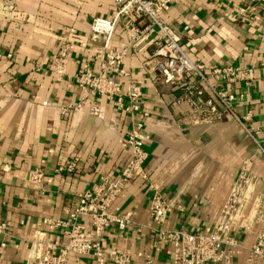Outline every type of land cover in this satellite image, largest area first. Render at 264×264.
<instances>
[{"label": "crops", "instance_id": "1", "mask_svg": "<svg viewBox=\"0 0 264 264\" xmlns=\"http://www.w3.org/2000/svg\"><path fill=\"white\" fill-rule=\"evenodd\" d=\"M115 8L113 0H0V220L8 223L0 235V264H40L49 242H68L62 222L86 191L122 173L131 154L128 133L139 121L148 158L109 205L116 214L131 212L133 222L104 231L102 261L91 252L72 254L66 264H114L115 251L136 263L152 255L153 264H173L170 246L153 245L155 189L172 201L166 228L207 231L246 162L253 180L232 227L239 242L234 262L264 264L249 253L261 226L256 201L264 176V0H177L159 14L193 60L207 69L230 64L247 71L246 79L222 85L242 93L236 110L247 129L230 114L213 123L195 121L192 107L181 100L183 91L155 81L158 57L143 43L130 48L123 63L143 87L139 111L88 96L75 75L98 44L91 40V22ZM63 41L72 51L66 73L59 75L51 63ZM125 42L120 21L112 45ZM31 171H40L41 180L32 181ZM80 220L89 224V212Z\"/></svg>", "mask_w": 264, "mask_h": 264}, {"label": "built area", "instance_id": "2", "mask_svg": "<svg viewBox=\"0 0 264 264\" xmlns=\"http://www.w3.org/2000/svg\"><path fill=\"white\" fill-rule=\"evenodd\" d=\"M116 8L108 17L97 16L90 26L91 40L97 41L94 47V57L86 61L75 75L76 83L87 91L88 96L97 94L105 96L118 109L127 112L139 111L144 97L143 87L133 78L131 71L124 66V59L130 48L140 44L151 45L153 55L158 57L152 69L155 81L168 87H179L183 91L181 100L187 101L194 113L203 116L195 121L213 123L230 114L246 129L236 110V102L242 99V93L230 91L226 86L241 79H246V72L240 67L222 64L207 69L206 66L193 60L184 50L179 41V33L171 30L162 21L159 14L169 8L177 0H113ZM244 11L242 10L241 13ZM124 18V20H123ZM120 21L127 35V42L121 46L112 45L113 35ZM59 53L51 63L53 72L64 75L69 61L72 46L69 41H63ZM85 45L84 43H82ZM166 49V57L160 53ZM128 82L124 83L123 79ZM209 97H205V92ZM98 106L92 110L97 111ZM144 122L139 121L128 133L127 144L131 154L122 173L113 179L104 178L101 185L94 191H86L79 199L78 207L69 212L68 219L62 222L66 228L68 242L57 245L49 242L40 259V264H66L72 254L81 255L93 252L99 260H103L99 238L112 224L125 228L133 222L132 213L124 215L110 211L109 205L123 190L124 185L134 178L142 169L148 158L143 149ZM264 154V147L260 145ZM241 173V178L232 189L214 227L207 231H189L186 229H168L164 225L172 208V201L164 196L162 191L155 189L150 213L155 224L156 238L154 248L162 250L171 247L173 264H235V248L239 242L231 234L236 213L243 204V192L253 180L248 166ZM75 167L74 162L68 164V169ZM42 173L31 171L29 178L40 181ZM261 187L257 198V220L261 226L256 233L249 253L254 259L264 261V176L260 178ZM89 212L90 223L80 220L82 214ZM8 232V223L0 220V235ZM114 264H153L152 255L139 263L132 260L128 253L115 251L110 254Z\"/></svg>", "mask_w": 264, "mask_h": 264}, {"label": "rangeland", "instance_id": "3", "mask_svg": "<svg viewBox=\"0 0 264 264\" xmlns=\"http://www.w3.org/2000/svg\"><path fill=\"white\" fill-rule=\"evenodd\" d=\"M198 118H199V120H202V119H203V116L198 115L197 113H195V118H194V120H197ZM215 122H217V121H215Z\"/></svg>", "mask_w": 264, "mask_h": 264}]
</instances>
